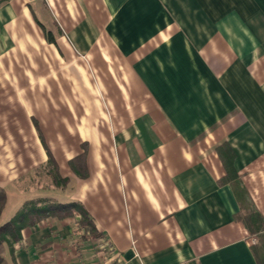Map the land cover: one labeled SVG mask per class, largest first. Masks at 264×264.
<instances>
[{"label": "crops", "instance_id": "0c3cea01", "mask_svg": "<svg viewBox=\"0 0 264 264\" xmlns=\"http://www.w3.org/2000/svg\"><path fill=\"white\" fill-rule=\"evenodd\" d=\"M220 149L264 218V0H0L4 222L79 202L112 264H258ZM78 222L25 228L6 261L78 264Z\"/></svg>", "mask_w": 264, "mask_h": 264}, {"label": "trees", "instance_id": "16d2710c", "mask_svg": "<svg viewBox=\"0 0 264 264\" xmlns=\"http://www.w3.org/2000/svg\"><path fill=\"white\" fill-rule=\"evenodd\" d=\"M47 39L53 43L54 37L51 33H46ZM223 150H229L228 147ZM220 158L224 162L227 169V175L222 178V182H229L234 186V190L238 200L241 204V213L239 219L243 222L250 233V236H257L258 244L253 246L254 253L258 264H264V218L257 210L255 205L250 201L246 189L241 185V179L229 165L224 158L222 149L218 150ZM88 154L87 145H83V152L70 160L69 165L72 171L79 178H86L88 176V169L86 165ZM232 160V157L230 156ZM48 174L52 177L54 184L57 187L64 188L68 185L69 179L63 178L60 175L58 165L49 151L48 160ZM7 192L0 186V264H5L7 257L4 255V250L9 249V257L14 259V246L22 240V231L30 226H34L39 222L48 218H75L79 217L80 228L85 231V237L91 241H97L102 238L101 233L98 232L96 225L89 214L79 202L59 203L47 202L43 206H38L39 201H28L24 208L11 220L2 222L1 216L7 204Z\"/></svg>", "mask_w": 264, "mask_h": 264}, {"label": "rangeland", "instance_id": "374dc122", "mask_svg": "<svg viewBox=\"0 0 264 264\" xmlns=\"http://www.w3.org/2000/svg\"><path fill=\"white\" fill-rule=\"evenodd\" d=\"M59 67V65H58ZM92 81L93 83L95 82V79L92 78ZM41 138H42V144L48 154V160H49V146L47 144V142L43 139L42 135H41ZM87 145V148L88 147V144L87 143H83L82 144V149H83V145ZM51 153V151H50ZM53 156V155H52ZM54 158V156H53ZM13 159V158H12ZM55 159V158H54ZM56 161V160H55ZM57 163V162H56ZM48 164V162H47ZM47 164L44 166H42L41 169L37 170V173H38V176L40 177V182L41 183H44L43 181L46 179V180H51V178L47 177L46 178L44 177L45 174H41L39 172L41 171H44V172H48V167H47ZM41 174V175H40ZM53 181V179H52ZM46 183V182H45ZM45 185V184H44ZM7 215H4L3 218H6ZM1 221L4 222V220L1 219ZM83 243V242H82ZM80 242L79 240L77 241L76 243V257L74 256L73 257V260H76L78 262V264H112L114 262H118V258H114V254L112 253V250L111 248L109 247V245L105 244L104 241H101V240H97V241H89L87 244H82L80 246ZM15 248V246H14ZM6 263L5 264H8L9 262L5 261Z\"/></svg>", "mask_w": 264, "mask_h": 264}]
</instances>
